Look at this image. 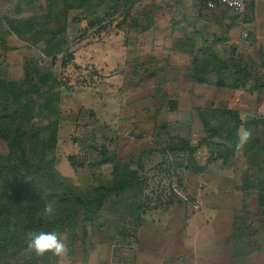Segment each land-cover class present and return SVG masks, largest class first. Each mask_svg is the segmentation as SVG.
Masks as SVG:
<instances>
[{
	"label": "rangeland",
	"instance_id": "374dc122",
	"mask_svg": "<svg viewBox=\"0 0 264 264\" xmlns=\"http://www.w3.org/2000/svg\"><path fill=\"white\" fill-rule=\"evenodd\" d=\"M129 1L105 0L103 6L95 7V16L88 9L63 11L59 19L49 22L51 0H0V77L12 82L32 80L29 87L36 86L40 92L47 88L40 73L56 79L50 94H59L57 169L72 184L67 181L64 186L88 201L74 210L73 229L60 231L68 247L66 254L38 256L30 250L22 264H109L114 251V243L109 242L115 229L114 209L137 218L142 210L170 208L184 215L188 207L197 206L190 198L199 194L228 195L232 200L223 204L224 209L229 213L242 210L234 215L227 242L247 239L249 244H264V204L259 201L264 178L257 177L264 164L253 162L251 153L246 157L242 151L254 137H261L264 145L263 126L250 131V139L226 164L221 159L208 161L211 147L207 145L199 146L193 156L179 149L162 151L164 160L158 157L146 166L141 156L155 151V141L165 146L164 134L174 129L190 147L198 146L207 126L225 124L222 110L237 114L242 123L264 119V0L241 16L224 9L203 10L198 0ZM24 24L31 27L28 37L17 33V27ZM50 29L59 33L53 36ZM238 64L249 73L245 86L220 87L223 79L232 84L228 74ZM194 75L204 83L194 82ZM29 97L40 102L33 92ZM172 103L176 104L174 112L170 111ZM34 124L44 127L46 122L35 118ZM210 142L228 144L219 138ZM5 153L6 144L0 141V154ZM68 156H74L82 168H71ZM102 160L108 163L101 164ZM115 163L137 173L133 186L120 195L106 194L99 212L88 221L85 213L98 211L99 196L120 183L122 176L112 175ZM193 164L202 165V171L193 170ZM173 184L179 194L173 192ZM252 224L260 232L234 238L236 228L251 229ZM203 235H213L211 242L217 244L222 237L209 228L198 234L197 241L188 235L191 255L202 250ZM144 238L149 245V238ZM220 246H213L204 259L216 256ZM201 260L198 264H203Z\"/></svg>",
	"mask_w": 264,
	"mask_h": 264
},
{
	"label": "trees",
	"instance_id": "16d2710c",
	"mask_svg": "<svg viewBox=\"0 0 264 264\" xmlns=\"http://www.w3.org/2000/svg\"><path fill=\"white\" fill-rule=\"evenodd\" d=\"M124 2L128 4L130 1L124 0ZM104 3L105 0H51L49 22L59 19L58 14L68 10L88 9L90 15L95 16V7L103 6ZM96 21L99 22V18ZM35 26L42 29V25L39 23H35ZM28 29L31 27L25 24L24 26L20 25L17 27V33L28 37L26 35ZM57 30L50 29V34L55 36L59 33ZM43 35L44 33L41 34V38ZM59 41L58 39L57 42ZM57 42L52 47H56ZM40 75H42L40 78L43 86L47 87L43 88L42 92L36 86L29 87L32 80L12 82L0 77V141L4 142L7 147V153L0 154V264H22L23 259L30 251L27 243L32 234L56 232L60 238V231L63 228L73 229L71 225L74 222L73 215L77 205H88L87 200H82L79 196L74 195L67 186H64L65 182L70 183V181L57 169L58 158L55 156V150L58 145L60 124L57 105L59 94L56 92L53 95L50 94V91L56 87V79L47 72L40 73ZM228 75L233 81L232 84H226L223 79L219 86L236 90L245 86L249 73L246 67L238 64L234 67L233 74L229 73ZM192 80L197 84H202L205 81L196 78V75ZM29 91L37 94L40 102H33L29 97ZM175 110L176 104L172 103L170 111L174 112ZM221 115L225 124L214 128L207 126L205 137L198 146L192 148L181 139H174L163 152L189 151L193 156L199 146L207 145L211 147L208 161L214 162L221 159L226 164L241 150L234 147L240 127L250 131L256 130L260 126L264 127L262 118L242 123L238 115L232 111L222 110ZM35 118L44 120L45 126L34 124ZM213 138L222 139L230 146L225 143H211L210 140ZM261 140V137L250 139L244 144L242 151L246 157L251 153L249 159L253 162L260 160L261 164H264V145ZM178 149L179 151H177ZM171 156L174 157V155ZM66 162L75 169L83 166L77 163L74 156H68ZM100 163L107 164L108 162L102 160ZM192 166L195 167L193 170L202 171V168L194 164ZM187 169L192 170V167L189 166ZM257 174V177L264 178V167H260ZM112 175H115L116 178L119 175L122 176L118 187L106 190L99 196L98 211L96 210L97 212L93 214L85 213L88 221H92L94 214L97 215L106 194L109 192H116L118 195L126 193L131 189L135 177H137L136 172H129L126 166L119 163L114 164ZM128 175L130 179H127ZM70 185L72 184L70 183ZM259 201L261 205L264 204V185L259 190ZM46 203H51L56 209V214L50 219H44L38 215ZM116 214L123 215L128 212L114 209L113 215ZM244 228L238 227L234 230L236 240L244 233L246 230Z\"/></svg>",
	"mask_w": 264,
	"mask_h": 264
},
{
	"label": "crops",
	"instance_id": "0c3cea01",
	"mask_svg": "<svg viewBox=\"0 0 264 264\" xmlns=\"http://www.w3.org/2000/svg\"><path fill=\"white\" fill-rule=\"evenodd\" d=\"M252 6H249L247 10ZM174 52L178 53V51ZM163 128L162 130L164 131ZM173 131L174 133L168 131L164 134V137L167 138L165 146H162L159 141H155L156 143H152L155 151L141 154L142 159H144L142 162L144 166L158 160V157V161L164 160L165 155L162 151L166 150L170 142L174 139H183L182 136L177 134L175 129ZM198 166L202 168V165L198 164ZM175 183L181 189L177 182ZM197 196L198 198L196 199L190 198V201L196 204L200 210L195 211L190 206L188 207V213L184 215H181L174 208H170L171 210L169 211L162 209L161 211L150 210L144 212L142 210L138 218L131 213L113 215L112 218H115L114 220L116 221L115 229L114 234L111 236L112 239L109 242L114 243L112 245L114 251L110 254L109 264H145L141 260H146L147 264H198L199 259H203L201 260L203 264H264V244L261 245L260 242L257 244H249L246 243L247 239H243L242 242V239H240V243L237 244L227 242L229 236L232 234V220H234V215H238V212L242 211L240 209L237 212V209H233L232 213H229L227 209H224L223 204L232 200L231 197L218 194L205 197L199 194ZM246 216H243L244 219L247 218ZM206 228H209L212 234L220 233L222 237H220L217 244V242H211L213 235H203L201 243L202 250L200 252L196 251L194 255H191L189 253L191 239H187V236L192 234L197 241L198 234H202V231ZM254 228H256L254 224H252L251 229L248 226L245 227L244 230H246L243 234L248 235L251 233L250 231L255 234L256 231L260 232V228H256L257 230ZM161 233L162 235L164 234L163 238ZM145 235L149 238L147 240L149 245L146 244ZM140 238L142 246H140ZM161 242L162 245L157 247L156 243ZM217 245L221 246L217 248L216 256L214 255L209 259H204L206 252H210L215 248L213 246ZM193 248H196L195 245ZM224 248H226V251H223ZM157 252H162V254L156 257L154 254H157ZM219 252L220 254H218ZM221 253L223 256H221Z\"/></svg>",
	"mask_w": 264,
	"mask_h": 264
},
{
	"label": "clouds",
	"instance_id": "9594fccd",
	"mask_svg": "<svg viewBox=\"0 0 264 264\" xmlns=\"http://www.w3.org/2000/svg\"><path fill=\"white\" fill-rule=\"evenodd\" d=\"M213 126H216L217 120L211 121ZM237 142L234 147L239 150L250 137L251 132L248 129H241L237 133ZM56 214V209L51 203H46L43 209L38 213L44 219H50ZM27 247L36 255L42 256L45 253H52L56 256H63L66 254L68 247L65 241L58 238L56 232H39L32 234L28 240Z\"/></svg>",
	"mask_w": 264,
	"mask_h": 264
},
{
	"label": "built area",
	"instance_id": "2783aa9c",
	"mask_svg": "<svg viewBox=\"0 0 264 264\" xmlns=\"http://www.w3.org/2000/svg\"><path fill=\"white\" fill-rule=\"evenodd\" d=\"M198 1L200 3V6L206 11L214 12L224 9L232 12L236 16H241L246 13L249 6L257 4L259 0H198ZM172 189L174 193L179 194L178 188L174 184ZM192 208L195 210L198 209V206L193 205Z\"/></svg>",
	"mask_w": 264,
	"mask_h": 264
}]
</instances>
